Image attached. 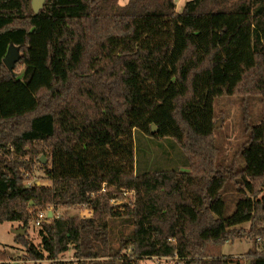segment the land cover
I'll use <instances>...</instances> for the list:
<instances>
[{
  "label": "trees",
  "instance_id": "trees-1",
  "mask_svg": "<svg viewBox=\"0 0 264 264\" xmlns=\"http://www.w3.org/2000/svg\"><path fill=\"white\" fill-rule=\"evenodd\" d=\"M223 96H258L264 116V0H190L181 12L175 0H45L37 14L31 0H0V224L91 211L52 213L38 246L16 237L32 262L74 264L58 261L72 249L77 264H245L221 250L246 237L247 264H264V118L244 113V166L219 164ZM144 137L171 140L190 170L143 172ZM39 163L51 185L26 186ZM244 173L250 210L221 216L220 193ZM124 191L133 204L114 206ZM122 220L131 231L114 234Z\"/></svg>",
  "mask_w": 264,
  "mask_h": 264
},
{
  "label": "rangeland",
  "instance_id": "rangeland-1",
  "mask_svg": "<svg viewBox=\"0 0 264 264\" xmlns=\"http://www.w3.org/2000/svg\"><path fill=\"white\" fill-rule=\"evenodd\" d=\"M190 0H175V11L181 12L184 4ZM128 0H118L119 5H125ZM10 52H15V49H10ZM8 55V54H7ZM18 55L15 54L16 60ZM12 62V69L14 65ZM263 105L258 96H231V97H220L214 102V114H215V132L213 140L216 146L219 148L218 162L223 166H230L235 161V168L243 167V161L241 157V150L247 143L248 136L244 130V113L249 115L248 121L251 125L259 126L262 123ZM171 141V140H170ZM168 140H158L150 137H144L142 144L139 146L140 156L142 160L141 167L142 171H154L157 169L162 170H181L189 171L190 168L186 166V158L180 148ZM161 145V148H160ZM254 144L251 148L246 151L243 155V159L246 160L252 156ZM253 149V150H252ZM150 155L154 156L153 163L150 160ZM45 157L44 155H42ZM41 157V156H40ZM46 158V157H45ZM152 167L150 168V163ZM48 164V160H47ZM147 165V167L145 166ZM246 166V165H245ZM43 165L40 163L33 172L25 173V185L30 187L32 185L37 186H50L51 183L45 178ZM255 171L256 165L253 164L252 169L248 171ZM241 179H237V186L231 182H227V188L221 193L220 197L223 200L219 201L221 216L223 214L222 209L225 207V216H230L236 209L238 212V220L243 221V215H246L250 210L251 198L248 191L246 182H249V176L244 173ZM220 184V182H218ZM213 189V193H214ZM127 192V191H126ZM114 206L122 204H133L134 193L128 192L127 195L111 201ZM224 205V207H222ZM222 208V209H221ZM49 211L54 213V217L70 216L74 218H88L92 216L91 211L85 206L78 208H58L53 210L49 208ZM123 222V223H122ZM125 223L124 220L119 221V224L114 228V234H118L119 230H123L125 233L131 231V227ZM125 225V226H124ZM236 228H242L247 233L250 228V223H244ZM25 230V234L22 237H26L32 244L38 246L40 244L39 227L31 222L26 228L23 227L22 223H3L0 224V251L6 254V258L0 261V264H53L51 261L44 260L42 262L28 261L25 253V249L21 244L16 242V231ZM21 238V237H20ZM253 248L251 241H248L246 237L241 240H236L233 243H227L222 247V255L224 257L232 258L234 260H242L245 264L246 252L248 249ZM73 250L59 256L58 261L63 262H74L77 264L73 256ZM84 264H88L84 262ZM140 264H174V260L171 258H148L143 259Z\"/></svg>",
  "mask_w": 264,
  "mask_h": 264
},
{
  "label": "water",
  "instance_id": "water-1",
  "mask_svg": "<svg viewBox=\"0 0 264 264\" xmlns=\"http://www.w3.org/2000/svg\"><path fill=\"white\" fill-rule=\"evenodd\" d=\"M44 1L45 0H31V8H32V10H33V12L35 13V14H37L39 11H40V9L42 8V6H43V3H44ZM14 47H10V49H13ZM9 49V50H10ZM15 49V52H10V51H8V55H6V57H5V59H4V65L9 69V70H12V62L14 61V59H15V54L16 55H18V53H17V49L16 48H14ZM17 58H18V56H17ZM16 58V59H17ZM151 131L153 132V133H155L156 131H157V129L154 127V126H152V128H151ZM40 162H41V164H46V162H47V160H46V158L45 157H43V156H41L40 157ZM52 217V213H48V218H51ZM16 235V237H22L24 234H25V230H22V231H16V233H15Z\"/></svg>",
  "mask_w": 264,
  "mask_h": 264
},
{
  "label": "built area",
  "instance_id": "built-area-1",
  "mask_svg": "<svg viewBox=\"0 0 264 264\" xmlns=\"http://www.w3.org/2000/svg\"><path fill=\"white\" fill-rule=\"evenodd\" d=\"M127 194H128V192H126V191L123 192V195H127ZM48 213H52V211L39 212V214H38V222L36 223V225H39L42 221H45L48 218Z\"/></svg>",
  "mask_w": 264,
  "mask_h": 264
}]
</instances>
